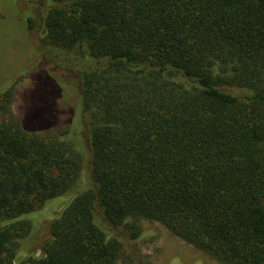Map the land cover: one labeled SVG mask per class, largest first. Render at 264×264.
<instances>
[{
  "label": "trees",
  "instance_id": "trees-1",
  "mask_svg": "<svg viewBox=\"0 0 264 264\" xmlns=\"http://www.w3.org/2000/svg\"><path fill=\"white\" fill-rule=\"evenodd\" d=\"M44 3L39 53L77 73L80 101L60 135L0 93V264H117L141 219L264 264V0ZM74 190L17 262L28 216Z\"/></svg>",
  "mask_w": 264,
  "mask_h": 264
},
{
  "label": "rangeland",
  "instance_id": "rangeland-1",
  "mask_svg": "<svg viewBox=\"0 0 264 264\" xmlns=\"http://www.w3.org/2000/svg\"><path fill=\"white\" fill-rule=\"evenodd\" d=\"M45 1L0 0V93L12 84L14 113L22 117L30 112V117L38 120L36 123L52 117L54 125L50 131L61 135L68 133L72 111L80 101L76 89L79 77L74 70L39 53L46 46L38 18ZM29 17L37 19L35 28H29ZM74 193L75 190L51 200L28 216L30 230L15 237L17 262L42 255L44 243L51 239V220ZM139 224L144 231L142 236L132 237L125 227L119 228L123 249L117 264H193L195 260H200V264H223L158 221L141 219Z\"/></svg>",
  "mask_w": 264,
  "mask_h": 264
}]
</instances>
